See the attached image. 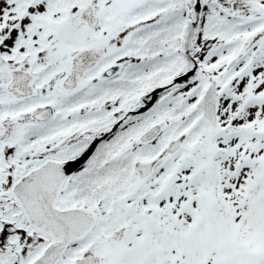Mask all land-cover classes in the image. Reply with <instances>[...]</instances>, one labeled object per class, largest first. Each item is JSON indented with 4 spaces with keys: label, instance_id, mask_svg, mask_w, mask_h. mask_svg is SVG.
I'll return each instance as SVG.
<instances>
[{
    "label": "snow or ice",
    "instance_id": "snow-or-ice-1",
    "mask_svg": "<svg viewBox=\"0 0 264 264\" xmlns=\"http://www.w3.org/2000/svg\"><path fill=\"white\" fill-rule=\"evenodd\" d=\"M0 264H264V0H0Z\"/></svg>",
    "mask_w": 264,
    "mask_h": 264
}]
</instances>
